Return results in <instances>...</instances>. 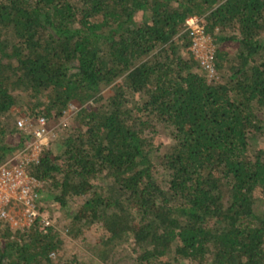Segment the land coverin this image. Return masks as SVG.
Here are the masks:
<instances>
[{"label":"trees","instance_id":"trees-1","mask_svg":"<svg viewBox=\"0 0 264 264\" xmlns=\"http://www.w3.org/2000/svg\"><path fill=\"white\" fill-rule=\"evenodd\" d=\"M70 104L28 166L55 225H6L0 264H87L67 237L94 264H264V0H0V164L30 137L19 116Z\"/></svg>","mask_w":264,"mask_h":264},{"label":"built area","instance_id":"built-area-1","mask_svg":"<svg viewBox=\"0 0 264 264\" xmlns=\"http://www.w3.org/2000/svg\"><path fill=\"white\" fill-rule=\"evenodd\" d=\"M185 30L191 36L189 48L207 71L208 79L218 78L214 63L215 44L204 31V24L197 15L186 19ZM74 108V104H70ZM17 123L30 134L25 146L0 164V232L6 225L15 229H27L40 218L45 226L55 225L38 207L41 197V181L32 175L28 166L37 163L46 139L55 135V126L46 116L36 118L19 116Z\"/></svg>","mask_w":264,"mask_h":264},{"label":"rangeland","instance_id":"rangeland-1","mask_svg":"<svg viewBox=\"0 0 264 264\" xmlns=\"http://www.w3.org/2000/svg\"><path fill=\"white\" fill-rule=\"evenodd\" d=\"M209 35V34H208ZM210 36V35H209ZM212 39V37H211ZM230 45H233L232 43H229V45L227 44V46L229 47ZM216 47V46H215ZM220 77V75H219ZM218 77V78H219ZM79 108V106L77 104H74V108L72 109L71 106H69L65 111L64 114L60 117L59 120L57 121H52L53 125L55 126V128L57 129L56 131H60L61 129H63L65 126L71 125L72 121V115L73 113ZM48 139H46V143L47 144ZM44 193V192H43ZM42 195V194H41ZM46 194L44 193L43 196H45ZM47 202H45L46 208L48 210V212L51 213L52 210H49L50 206L53 209V213L54 216L56 217H61V210L59 209L57 203L53 200L52 196L48 197ZM49 206V207H48ZM52 214V213H51ZM63 220L65 221V218H63ZM63 221H61L62 224ZM58 226H61L60 224ZM64 233H66V230L63 231ZM86 235L88 236L89 240L95 238L92 232H86ZM119 246H128L130 249H133L135 247L139 248V246L133 241V239L128 238V240H126L125 242H123L122 244H119ZM88 249V245L86 246V244H82V242L78 239H72V238H68L67 237V242L65 243L64 247L61 250V255H63V257L65 259L72 257L76 252L80 255V257L86 261L87 264H94V260L91 258V255H89L86 250ZM52 256L56 257V254L53 253Z\"/></svg>","mask_w":264,"mask_h":264}]
</instances>
